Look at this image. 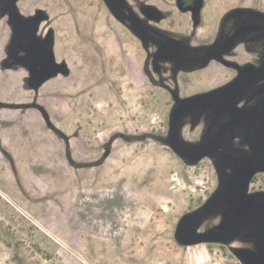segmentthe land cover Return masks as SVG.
I'll return each mask as SVG.
<instances>
[{
    "label": "rangeland",
    "instance_id": "374dc122",
    "mask_svg": "<svg viewBox=\"0 0 264 264\" xmlns=\"http://www.w3.org/2000/svg\"><path fill=\"white\" fill-rule=\"evenodd\" d=\"M202 2L0 0V264H259L264 0ZM94 191L120 231L77 216Z\"/></svg>",
    "mask_w": 264,
    "mask_h": 264
},
{
    "label": "water",
    "instance_id": "95a60500",
    "mask_svg": "<svg viewBox=\"0 0 264 264\" xmlns=\"http://www.w3.org/2000/svg\"><path fill=\"white\" fill-rule=\"evenodd\" d=\"M181 1L180 5L183 6L184 0ZM202 0H195V6H188L187 8H191L193 10V17L195 23L198 24L200 21V12L202 8ZM19 35L16 40V44L14 45L13 51L15 55L19 52V49L24 48L26 50V54L21 57V59L31 62L33 60V64L38 65L36 58H42V51H38V55H34L33 51L28 49L26 46L23 47L22 41L27 38V31L20 28ZM48 53V52H47ZM35 58V59H34ZM45 63L47 64L41 70V79H45L49 76V67H54L55 69H59V66L55 63L51 62L49 59H45ZM230 85L219 88L210 93L202 94L195 96L193 98H189L188 101H197L202 102L207 99L214 98L216 96L226 94L230 91ZM77 216L79 219L86 225L88 229L91 230L94 234L98 235H107L111 233H116L120 231L122 226V221L127 212L126 207V198L118 192L115 191H94L82 194L77 202ZM264 242V240H263ZM263 244L261 249V260L259 264H264V253Z\"/></svg>",
    "mask_w": 264,
    "mask_h": 264
},
{
    "label": "flooded vegetation",
    "instance_id": "af4514ba",
    "mask_svg": "<svg viewBox=\"0 0 264 264\" xmlns=\"http://www.w3.org/2000/svg\"><path fill=\"white\" fill-rule=\"evenodd\" d=\"M194 0H184V6L193 4ZM235 227L232 228L231 232L229 234H235ZM262 249V246H261Z\"/></svg>",
    "mask_w": 264,
    "mask_h": 264
},
{
    "label": "trees",
    "instance_id": "16d2710c",
    "mask_svg": "<svg viewBox=\"0 0 264 264\" xmlns=\"http://www.w3.org/2000/svg\"><path fill=\"white\" fill-rule=\"evenodd\" d=\"M262 252L264 253V242H263V250H262Z\"/></svg>",
    "mask_w": 264,
    "mask_h": 264
}]
</instances>
